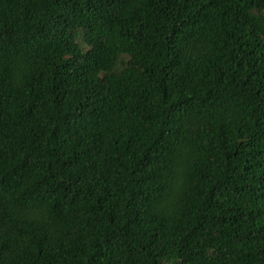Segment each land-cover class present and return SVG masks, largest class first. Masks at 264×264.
<instances>
[{
    "label": "trees",
    "instance_id": "16d2710c",
    "mask_svg": "<svg viewBox=\"0 0 264 264\" xmlns=\"http://www.w3.org/2000/svg\"><path fill=\"white\" fill-rule=\"evenodd\" d=\"M0 264H264V0H0Z\"/></svg>",
    "mask_w": 264,
    "mask_h": 264
}]
</instances>
